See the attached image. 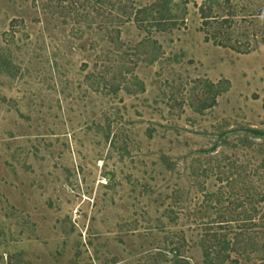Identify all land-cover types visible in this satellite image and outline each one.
<instances>
[{"label": "rangeland", "instance_id": "rangeland-1", "mask_svg": "<svg viewBox=\"0 0 264 264\" xmlns=\"http://www.w3.org/2000/svg\"><path fill=\"white\" fill-rule=\"evenodd\" d=\"M72 1L0 0V264H260L264 0Z\"/></svg>", "mask_w": 264, "mask_h": 264}, {"label": "trees", "instance_id": "trees-1", "mask_svg": "<svg viewBox=\"0 0 264 264\" xmlns=\"http://www.w3.org/2000/svg\"><path fill=\"white\" fill-rule=\"evenodd\" d=\"M77 0L72 1V6L74 7L75 4L78 5ZM99 2H104V0H99ZM172 1L171 0H158V2L154 5L155 10V19L158 22L159 26H163V24H168V22H173L174 20V14L172 13ZM200 13L202 18V29L206 33V41H214L216 44L225 46V47H232L234 45H231L232 41V33L231 28L233 26V16L232 17H226L224 18L222 15H220L218 12L215 11L212 7L208 6L207 3H203L200 6ZM176 24V23H174ZM234 47L233 49H236ZM253 134L256 136L262 134L261 131L258 130H252L250 129ZM251 204H257L258 202H262L264 199V196L261 197V199L255 200V194L249 196ZM257 207L253 208V211L251 213H247V216L245 219H243V222H245L243 226H241L240 231H236L235 236H233L232 239L235 240L233 243L234 245H239V243L244 239V237L249 235V230L252 226L256 225L255 222H253L255 219V216H257L258 210ZM231 213L233 211H230ZM234 214V212H233ZM231 219L228 218V216L224 213L221 215V220L217 221V226H220L218 230L214 232L213 235L209 236L208 241L211 242L213 240L217 241V244L220 243L222 245V248H227L231 244L230 235L233 232V226L230 224H233L235 221H242V219L237 218L234 219V215ZM250 214V215H248ZM236 218V217H235ZM264 219V215L262 217ZM253 222L252 226L251 223ZM246 223H249L248 225ZM245 227V228H244ZM264 237V233L262 235ZM216 248V247H215ZM208 253H211L210 249L208 250ZM218 253V252H217ZM220 253V251H219ZM179 263V261H176V263ZM214 262L211 261L210 264H213ZM260 264H264V258L262 259Z\"/></svg>", "mask_w": 264, "mask_h": 264}]
</instances>
